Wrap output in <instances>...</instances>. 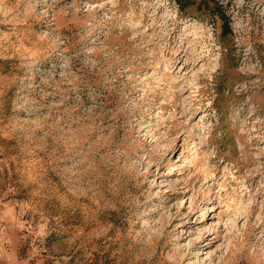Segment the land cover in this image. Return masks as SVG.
<instances>
[{"label":"rangeland","instance_id":"1","mask_svg":"<svg viewBox=\"0 0 264 264\" xmlns=\"http://www.w3.org/2000/svg\"><path fill=\"white\" fill-rule=\"evenodd\" d=\"M0 264H264V0H0Z\"/></svg>","mask_w":264,"mask_h":264},{"label":"trees","instance_id":"2","mask_svg":"<svg viewBox=\"0 0 264 264\" xmlns=\"http://www.w3.org/2000/svg\"><path fill=\"white\" fill-rule=\"evenodd\" d=\"M191 0H178V2L183 3V4H189Z\"/></svg>","mask_w":264,"mask_h":264}]
</instances>
